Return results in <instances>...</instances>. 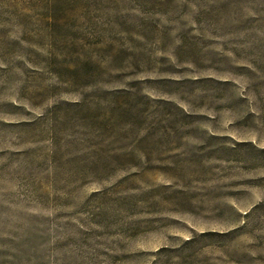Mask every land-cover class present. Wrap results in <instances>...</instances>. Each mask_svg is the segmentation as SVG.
Segmentation results:
<instances>
[{"label": "rangeland", "instance_id": "obj_1", "mask_svg": "<svg viewBox=\"0 0 264 264\" xmlns=\"http://www.w3.org/2000/svg\"><path fill=\"white\" fill-rule=\"evenodd\" d=\"M0 264H264V0H0Z\"/></svg>", "mask_w": 264, "mask_h": 264}]
</instances>
